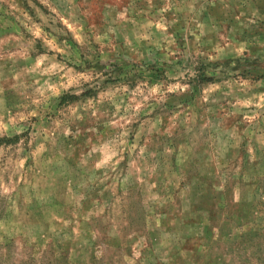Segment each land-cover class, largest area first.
<instances>
[{
	"label": "rangeland",
	"instance_id": "1",
	"mask_svg": "<svg viewBox=\"0 0 264 264\" xmlns=\"http://www.w3.org/2000/svg\"><path fill=\"white\" fill-rule=\"evenodd\" d=\"M15 136L0 264H264V0H0Z\"/></svg>",
	"mask_w": 264,
	"mask_h": 264
},
{
	"label": "trees",
	"instance_id": "2",
	"mask_svg": "<svg viewBox=\"0 0 264 264\" xmlns=\"http://www.w3.org/2000/svg\"><path fill=\"white\" fill-rule=\"evenodd\" d=\"M200 78H201V79H200L201 82H207V81L210 80L209 78L205 77L204 75H202ZM17 138H18L17 136L12 137V138L1 137V138H0V144H1V143L12 142V141L16 140Z\"/></svg>",
	"mask_w": 264,
	"mask_h": 264
}]
</instances>
